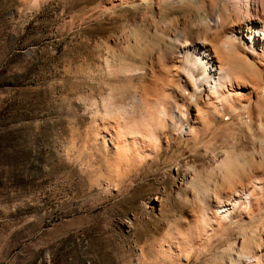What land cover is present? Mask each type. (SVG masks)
Wrapping results in <instances>:
<instances>
[{"label":"bare ground","instance_id":"6f19581e","mask_svg":"<svg viewBox=\"0 0 264 264\" xmlns=\"http://www.w3.org/2000/svg\"><path fill=\"white\" fill-rule=\"evenodd\" d=\"M46 1L19 0L35 9ZM166 1L185 0H97L68 26L81 28L126 6L143 7V16L153 8L159 17ZM191 6L174 21L149 19L147 31L161 33L159 44L135 63L103 61L104 75L126 83L89 104L91 124L68 154L88 169L92 185L109 189L156 162L171 141L187 144L180 183L161 202L177 201L178 215L149 262L264 264V0ZM244 145L250 150H240ZM88 149L95 167L88 166ZM175 165L177 171L180 161Z\"/></svg>","mask_w":264,"mask_h":264},{"label":"rangeland","instance_id":"374dc122","mask_svg":"<svg viewBox=\"0 0 264 264\" xmlns=\"http://www.w3.org/2000/svg\"><path fill=\"white\" fill-rule=\"evenodd\" d=\"M96 2L49 0L35 9L0 0V264H151L178 215L177 201L161 202L180 183L187 144L171 141L156 162L109 189L92 185L68 151L91 124L89 104L126 83L104 75L103 63H135L159 44L161 33L147 31L149 19H180L198 0L166 1L159 17L153 8L146 18L143 7L126 6L70 29L68 22Z\"/></svg>","mask_w":264,"mask_h":264}]
</instances>
